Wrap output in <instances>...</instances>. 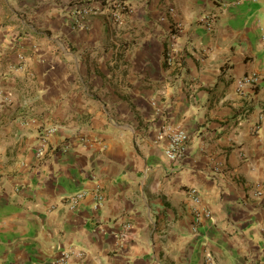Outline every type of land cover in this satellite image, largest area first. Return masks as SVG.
Instances as JSON below:
<instances>
[{
	"label": "crops",
	"instance_id": "crops-1",
	"mask_svg": "<svg viewBox=\"0 0 264 264\" xmlns=\"http://www.w3.org/2000/svg\"><path fill=\"white\" fill-rule=\"evenodd\" d=\"M127 1L113 25L98 0H0V264H264V0Z\"/></svg>",
	"mask_w": 264,
	"mask_h": 264
},
{
	"label": "built area",
	"instance_id": "built-area-1",
	"mask_svg": "<svg viewBox=\"0 0 264 264\" xmlns=\"http://www.w3.org/2000/svg\"><path fill=\"white\" fill-rule=\"evenodd\" d=\"M219 3V7L221 11L226 9L227 3L222 2L221 0H216ZM252 1H259V0H252ZM101 3L102 9L106 10L107 14L109 15L110 23L113 25H118L123 21V17L125 14L131 13L133 9L131 8L129 2L127 0H98ZM98 8H94L92 6H83L80 5L74 12L77 15L76 24L82 28L86 27V17L91 12H96ZM218 14L214 13H206L200 17V22L204 24L206 29L212 30L214 25L217 21ZM18 58L23 62L25 59V55L22 53L18 54ZM167 62L173 63L176 60L175 53L169 51L167 56ZM20 66L10 65V69H17ZM258 81V76L255 73L246 74L242 77L237 79V90L242 92L246 85H251L255 87V84ZM33 122V121H32ZM256 128V126H255ZM55 129L53 127L46 126L44 131L42 132V143L45 145L49 139L50 134ZM258 129L256 128L255 131ZM159 139H168L169 145L166 148V154L171 160H178L183 158L187 153L188 148V141H189V134L184 131L182 128L172 125H165L162 127L158 133ZM44 149L39 151L43 153ZM216 171L220 170V167L216 165ZM187 196L190 201L193 203V215L195 217V227L196 224H199L201 218H211V211L209 209H203L200 207L201 204V193L199 189L195 186H190L186 189ZM86 195V191H79L75 193H71L67 196H64L62 199L63 201L72 209H76L81 201L82 198ZM94 199L98 204L102 203L104 196L102 192L97 189L93 192ZM132 224L130 221L124 222L121 227L120 236L127 237L128 233L130 232ZM73 250H62L61 256L56 261V264H68L70 256L73 254ZM84 251L79 250L78 255L82 256Z\"/></svg>",
	"mask_w": 264,
	"mask_h": 264
}]
</instances>
